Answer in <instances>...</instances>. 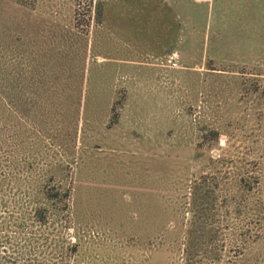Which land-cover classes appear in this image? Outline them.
Wrapping results in <instances>:
<instances>
[{
  "label": "rangeland",
  "instance_id": "1",
  "mask_svg": "<svg viewBox=\"0 0 264 264\" xmlns=\"http://www.w3.org/2000/svg\"><path fill=\"white\" fill-rule=\"evenodd\" d=\"M140 13L120 0H0V48L65 56V74L40 93L60 97L61 108L36 128L34 111L21 120L14 114L0 143V260L7 264H26L22 251L32 243L50 252L40 234L52 241L66 232L65 246L78 243V252L42 262L264 264V40L236 28L220 45L212 20L204 22L206 48H153ZM81 48L86 73L76 119ZM176 51L180 66L171 68ZM52 167L53 180H73L72 222L63 230L23 228L29 223L16 219L28 203V179ZM256 178L261 183L248 190ZM200 234L203 249L191 259Z\"/></svg>",
  "mask_w": 264,
  "mask_h": 264
},
{
  "label": "trees",
  "instance_id": "2",
  "mask_svg": "<svg viewBox=\"0 0 264 264\" xmlns=\"http://www.w3.org/2000/svg\"><path fill=\"white\" fill-rule=\"evenodd\" d=\"M120 1L127 3L132 2L139 6V10L141 11L139 17L144 14L147 15L146 20H144L143 23H146L148 30V15L157 14L158 12L163 13L164 8H166V10L168 9L166 5H163V0ZM176 40V36H174L173 42ZM172 49L171 52H173ZM61 53L62 52H57L52 48L45 50L42 48L39 50V52L32 50V48H0V143L5 142L6 140V127L8 124L16 121L14 114L21 120V116H24L25 113L27 114V110L34 111L32 114V121L36 128L38 125L49 120L50 115L55 107L58 106L61 108L59 104H57V100L60 99V97L57 98L52 95L45 97L46 94H40L41 91L42 93H46V91H48L50 81L55 80L57 82V79L65 74L63 62H59L60 58H65V56L61 55ZM78 59L79 66L75 69L76 76L78 77V82L76 83L77 95L79 96V98L76 99L77 101L74 103L76 119L79 118L80 115V105L82 102L83 88L85 85L86 48H81ZM62 83L63 84L60 85L61 99H63V93L67 91V85L64 82ZM59 102L63 104V100H60ZM48 104H50V107ZM13 127L16 128V125H13ZM16 129L19 133L21 130V125H18ZM217 136L218 134L216 133V137ZM74 141H76V137L74 138ZM25 165L26 164L21 163L19 167L24 168L26 167ZM31 167L32 166L29 162V164H27V168L31 169ZM49 169L50 170H48V172L42 178L34 179L33 177H30L28 179V203L27 206L22 205L23 210L22 208H18L20 217L16 219V221L21 223H29V225L26 223L23 224V228L26 226L30 228L33 226L42 228L49 225L54 227L55 225H60L61 227L59 229L63 230L68 228L69 223L72 222L73 214L71 211V201L73 180L72 178L71 182L53 180V177L57 175V172H59L58 168L52 167ZM242 181L243 178H237V190L243 188ZM260 183L261 180L256 178L253 186L248 190L252 191L254 187ZM252 206L254 209V217L259 216L263 206L262 201H256L252 204ZM237 207L239 208L240 206L237 205L236 209ZM40 236H44L45 243H47V248H53H51L50 252L46 253L47 249H41L43 246H38L37 248V245L32 243L30 249H27L25 252L22 251L24 255H27V259H24L27 261L26 264H46L42 262L44 261L42 259L46 258L44 255L51 253L55 258L58 255L63 259L78 252V243L69 242L65 246L66 239L70 238L71 236L69 232H66L62 236L59 235L57 240L52 241H49L51 237L49 235L40 234ZM201 237L202 235L200 234V236L197 237L192 244L195 252L190 251L191 259L194 255H196L197 252L200 253L201 249H203ZM3 251L6 253L5 249ZM7 262V260H0L1 264H7ZM14 263H18V261L15 259L13 264ZM21 264L24 263L22 262Z\"/></svg>",
  "mask_w": 264,
  "mask_h": 264
},
{
  "label": "crops",
  "instance_id": "3",
  "mask_svg": "<svg viewBox=\"0 0 264 264\" xmlns=\"http://www.w3.org/2000/svg\"><path fill=\"white\" fill-rule=\"evenodd\" d=\"M163 5L169 11L164 8L163 13L148 15V39L153 48H206L203 36L208 25L204 22L212 20L220 45L225 43L222 36L234 35L231 31L236 28L237 35L264 40V0H163ZM146 17L141 15L139 20Z\"/></svg>",
  "mask_w": 264,
  "mask_h": 264
},
{
  "label": "built area",
  "instance_id": "4",
  "mask_svg": "<svg viewBox=\"0 0 264 264\" xmlns=\"http://www.w3.org/2000/svg\"><path fill=\"white\" fill-rule=\"evenodd\" d=\"M168 62L171 68H178L180 66L179 54L177 51L169 55Z\"/></svg>",
  "mask_w": 264,
  "mask_h": 264
}]
</instances>
